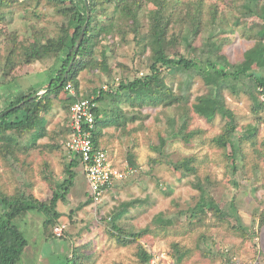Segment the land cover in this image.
Listing matches in <instances>:
<instances>
[{"label": "trees", "instance_id": "16d2710c", "mask_svg": "<svg viewBox=\"0 0 264 264\" xmlns=\"http://www.w3.org/2000/svg\"><path fill=\"white\" fill-rule=\"evenodd\" d=\"M231 1L228 6L229 13L221 14L217 8H210L207 13L206 0H0V36H6L8 45L6 57L0 59V89L8 91L0 95V160L19 163V155L22 153L28 154L36 148L48 150L39 141L48 134L46 116L54 110L56 103L60 101L63 108L69 111L78 100L92 96L97 103L93 137L97 147L100 146L104 130L115 128L125 131L129 123L142 118L141 114L146 108L161 109L176 140L187 138L190 141L203 133L202 130H189L193 124V114L208 122L220 116L227 123L222 133L213 138L212 142L222 150L232 149L227 158L233 160L231 170L235 172L239 165L237 159L243 157L240 155V147H236L235 143L240 126L227 106L225 91L231 90L236 95L242 92L249 94L254 102L252 113L255 123L264 122V0ZM43 2L53 10L54 15L63 18L60 34L54 37L50 36L48 30L35 31L34 25H26V31L21 33L16 25L18 20L13 23L16 18L24 17H17L14 8L23 6L29 12L34 10L33 15L39 18L41 16L36 10ZM88 7L91 13L90 22L85 38L77 48L87 21ZM234 10L240 16H236ZM102 17L107 19L106 23L99 20ZM238 28L243 30L245 37L255 39L256 43L245 53L243 62L233 65L222 53L224 46L231 43V39L222 38L218 42L215 33L220 30L222 34H234ZM96 30H99L97 35L91 37V32ZM130 34L134 35L143 53L150 52L146 73L142 76L134 75L132 78L123 77L116 86L110 80L107 90L101 87L95 89L92 95L80 97L79 77L82 72L97 71L111 77L114 71L109 62L116 55V48L120 43L116 44L112 40L105 45L101 41L118 36L121 37V43H124L128 42ZM199 36L203 40V46L197 53L192 51L191 41ZM50 58L55 59L54 67L42 81L41 88L32 86L17 93L9 92L14 79H8L19 65ZM71 64L73 66L65 78ZM166 73L199 75L208 87V92L198 97L195 103H191L188 94L185 95L183 91L180 94L168 85ZM186 84L182 82L179 90H183ZM68 85L76 90L74 95L66 90ZM190 87L188 83L187 92ZM42 92L45 93L38 95ZM147 118L149 115L144 119ZM247 127L246 135L237 140L238 146L244 141L256 144L258 128L249 125ZM166 142L167 139L162 137L160 146L154 149L164 152L161 149ZM195 161V158H184L170 164L172 170L183 174V177L196 176L198 172ZM80 163L79 156L75 155L65 170L67 177L64 181L56 180L52 174L43 175L42 180L49 183L52 190V197L45 201L25 190H16L10 195L0 183V264H18L21 261L28 241L16 221L24 220L30 212L46 215L44 232L48 240L56 237L65 239L64 231L60 236L54 233L63 217L58 205L66 201L67 195L75 186L77 175L74 169ZM194 186L201 191V197L190 218L200 221L207 215V211H212L223 221L232 216L221 210L209 186L204 187L200 182ZM109 189L110 186L105 187V192ZM93 202L90 195L87 202L79 208L87 207ZM141 202L135 200L121 204L118 211L111 216L107 233L115 239L118 246L129 247L137 244V256L141 263L151 264L157 253L153 254L140 243L152 232L150 228L136 232L135 229L125 228L119 223L130 209ZM156 222L161 228L169 225L163 213L156 216ZM259 224L261 228L264 227V211L260 215ZM240 227L239 225L238 228ZM88 247L74 246L71 251L68 250L64 257L66 264H89L92 257L81 251ZM173 252L178 262L187 254L179 244L174 245ZM216 255L224 257L228 264L232 262L228 252Z\"/></svg>", "mask_w": 264, "mask_h": 264}, {"label": "rangeland", "instance_id": "374dc122", "mask_svg": "<svg viewBox=\"0 0 264 264\" xmlns=\"http://www.w3.org/2000/svg\"><path fill=\"white\" fill-rule=\"evenodd\" d=\"M231 2L206 0V11L208 13L210 8H217L221 14H228ZM14 11L17 17H24L16 18L13 23L18 20L16 25L21 33L26 31V25H34L38 29L35 28V31L48 30L50 36L54 37L60 34L63 18L54 15L46 2L36 10L41 16L39 18L33 15L34 10L29 12L23 6H17ZM234 13L240 16L236 10ZM99 20L107 22L104 17ZM98 31H92L91 37L97 35ZM242 33L243 30L239 28L234 34H222L220 30L215 33L218 42L222 38L231 39L222 53L233 65L243 62L245 53L256 43L255 39L247 38ZM127 39L128 42L121 43V37L116 36L115 39L110 37L101 41L105 45L112 40L116 44L120 43L116 48V55L109 62L114 71L111 77L97 71L82 72L79 77L80 97L92 95L95 89L106 87L110 80L116 86L123 77L132 78L146 73L150 52L143 53L134 35L130 34ZM191 42L192 51L199 53L203 46L201 37ZM183 52L187 53L185 50ZM7 53L6 36L3 35L0 36V59H4ZM54 62L55 59L50 58L19 65L8 79H14L9 92L17 93L32 86L41 88L42 81L54 67ZM165 76L168 85L180 94L182 91L185 95L188 94L191 103L208 92V87L199 75L166 73ZM182 82L190 84L188 92L187 84L183 90H179ZM5 92L8 91L0 89V95ZM74 92L76 93L75 89ZM225 96L227 106L240 126L235 143L236 147H240V155L243 157L237 159L239 165L235 172L231 170L233 160L227 158L232 149L222 150L212 142L213 138L222 133L226 120L218 116L214 121L208 122L193 114V124L189 130H202L203 133L190 141L187 138L176 140L161 109L146 108L141 114L142 118L129 123L125 131L115 128L104 130L99 142L100 146L108 150L110 161L115 167L121 170L131 167L134 173L127 180L110 187L101 202L79 208L90 196L87 178L80 163L74 169L77 175L75 186L67 195L66 201L58 205V210L63 214L58 227L64 229L63 237L66 240L58 237L48 240L44 232L46 215L30 212L24 220L16 221L28 241L18 264H66L64 257L74 246H89L81 250L92 257L89 264H142L137 256V244L118 246L115 239L107 233L112 214L118 211L121 204L135 200L142 202L130 209L119 223L136 232L150 228L152 232L140 243L153 254H163L165 260L162 264H228L224 257L216 255L222 252L229 253L232 259L230 264H264V227L261 228L259 224L260 215L264 211V122L255 123L252 113L254 102L249 94L242 92L236 95L227 90ZM69 113L70 109L66 110L58 101L54 110L46 116L48 134L39 144L48 150L36 148L28 154L22 153L19 155V163L0 160V183L8 194L25 190L45 201L52 197V190L49 183L42 180L43 175L48 173L56 180L66 179L65 170L73 157L66 148ZM146 115L149 118L144 119ZM248 125L258 128L256 144L244 141L238 146L237 140L246 135ZM162 137L167 142L161 149L164 152L160 153L154 148L160 146ZM184 158L196 159V176L183 177V174L172 170L170 163L180 162ZM199 182L204 187L211 188L221 210L232 216L223 221L212 211H207V215L200 221L190 218L192 210L200 201L201 191L194 186ZM160 213L164 214L169 224L166 228H161L156 222V216ZM175 244H179L187 252L181 262L173 256Z\"/></svg>", "mask_w": 264, "mask_h": 264}, {"label": "built area", "instance_id": "2783aa9c", "mask_svg": "<svg viewBox=\"0 0 264 264\" xmlns=\"http://www.w3.org/2000/svg\"><path fill=\"white\" fill-rule=\"evenodd\" d=\"M107 90V86L104 87ZM66 90L74 95V89L68 85ZM94 97L82 99L75 102L70 107L69 113V135L66 141V148L74 155L79 156L83 170L86 174L90 195L94 203H99L104 199L105 187L114 186L115 182L128 179L133 174L132 168L127 167L121 170L115 167L108 153L94 143L95 130V109L97 103ZM62 227H57L55 233L60 236ZM164 255L157 253L153 256L151 264H162Z\"/></svg>", "mask_w": 264, "mask_h": 264}, {"label": "water", "instance_id": "95a60500", "mask_svg": "<svg viewBox=\"0 0 264 264\" xmlns=\"http://www.w3.org/2000/svg\"><path fill=\"white\" fill-rule=\"evenodd\" d=\"M90 18H91V13H90V9H89V7H88V8H87V21H86V24H85L84 27H83V30H82L81 35H80V38H79V40H78L77 48H79L81 42H82V41L84 40V38H85V34H86V31H87V28H88V24H89V22H90ZM72 66H73V64L70 65V67H69L67 73L65 74V78L68 76V74H69V72H70ZM44 93H45V92H42V93H39L38 95H42V94H44ZM36 96H37V95H36ZM7 112H9V111H7Z\"/></svg>", "mask_w": 264, "mask_h": 264}, {"label": "crops", "instance_id": "0c3cea01", "mask_svg": "<svg viewBox=\"0 0 264 264\" xmlns=\"http://www.w3.org/2000/svg\"><path fill=\"white\" fill-rule=\"evenodd\" d=\"M70 133V131H68V134ZM99 148H101V149H104L107 153H108V150L106 149V148H103L102 146H99ZM71 153V152H70ZM71 155H73V157L75 156L74 154H72L71 153ZM108 155H109V153H108ZM72 157V158H73ZM109 157H110V155H109ZM80 166V165H79ZM82 166V165H81ZM83 168V167H82ZM83 170V169H82ZM84 171V170H83ZM85 173V172H84ZM86 175V174H85Z\"/></svg>", "mask_w": 264, "mask_h": 264}]
</instances>
